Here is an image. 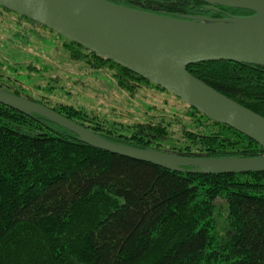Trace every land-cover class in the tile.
Here are the masks:
<instances>
[{"label": "trees", "instance_id": "1", "mask_svg": "<svg viewBox=\"0 0 264 264\" xmlns=\"http://www.w3.org/2000/svg\"><path fill=\"white\" fill-rule=\"evenodd\" d=\"M107 1L172 18L220 17L198 0ZM0 9L60 39L72 62L110 70L119 91L133 96L140 87H151L180 101L48 28ZM187 71L264 118L263 66L219 61ZM0 89L113 144L182 157L264 156L253 140L182 101L181 114H155L123 131L116 125L101 128L96 116L82 109L49 107L23 91ZM0 264H264V173L167 170L93 148L44 117L0 104Z\"/></svg>", "mask_w": 264, "mask_h": 264}, {"label": "water", "instance_id": "2", "mask_svg": "<svg viewBox=\"0 0 264 264\" xmlns=\"http://www.w3.org/2000/svg\"><path fill=\"white\" fill-rule=\"evenodd\" d=\"M198 1L211 11L223 6L251 14L172 18L107 0H0V7L140 76L264 149V118L187 71L190 65L219 61L264 67V0ZM0 104L44 117L93 148L167 170L189 168L204 175L264 173V156L197 158L139 150L110 143L51 109L2 89Z\"/></svg>", "mask_w": 264, "mask_h": 264}, {"label": "rangeland", "instance_id": "3", "mask_svg": "<svg viewBox=\"0 0 264 264\" xmlns=\"http://www.w3.org/2000/svg\"><path fill=\"white\" fill-rule=\"evenodd\" d=\"M113 81L107 68L92 71L72 62L60 39L0 9V86L23 91L49 107L82 109L96 116L101 128L116 125L123 131L152 115L184 110L180 101L154 88L140 87L129 96Z\"/></svg>", "mask_w": 264, "mask_h": 264}, {"label": "flooded vegetation", "instance_id": "4", "mask_svg": "<svg viewBox=\"0 0 264 264\" xmlns=\"http://www.w3.org/2000/svg\"><path fill=\"white\" fill-rule=\"evenodd\" d=\"M214 12H217L220 14V17H210V16H203V17H208V18H224L225 16L227 15H235V14H232V13H229V12H226L224 10H217V11H214ZM241 16H247V15H241Z\"/></svg>", "mask_w": 264, "mask_h": 264}, {"label": "bare ground", "instance_id": "5", "mask_svg": "<svg viewBox=\"0 0 264 264\" xmlns=\"http://www.w3.org/2000/svg\"><path fill=\"white\" fill-rule=\"evenodd\" d=\"M208 1H210V2H213V3H215V2H217V3H232V0H208Z\"/></svg>", "mask_w": 264, "mask_h": 264}]
</instances>
